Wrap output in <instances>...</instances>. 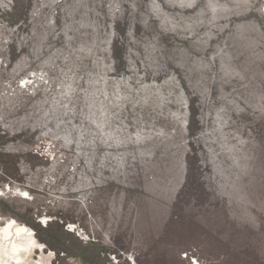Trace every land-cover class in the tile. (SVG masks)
<instances>
[{
	"label": "rangeland",
	"instance_id": "1",
	"mask_svg": "<svg viewBox=\"0 0 264 264\" xmlns=\"http://www.w3.org/2000/svg\"><path fill=\"white\" fill-rule=\"evenodd\" d=\"M0 264H264V0H0Z\"/></svg>",
	"mask_w": 264,
	"mask_h": 264
},
{
	"label": "bare ground",
	"instance_id": "2",
	"mask_svg": "<svg viewBox=\"0 0 264 264\" xmlns=\"http://www.w3.org/2000/svg\"><path fill=\"white\" fill-rule=\"evenodd\" d=\"M6 235L9 234V236H15L16 234L18 235L19 234H23V233H27V229L23 226H17L16 222L13 220V219H10L7 224H6Z\"/></svg>",
	"mask_w": 264,
	"mask_h": 264
}]
</instances>
